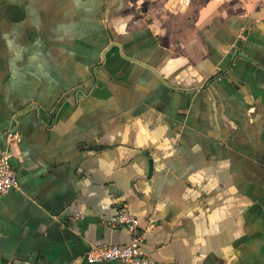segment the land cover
I'll use <instances>...</instances> for the list:
<instances>
[{
    "label": "crops",
    "instance_id": "0c3cea01",
    "mask_svg": "<svg viewBox=\"0 0 264 264\" xmlns=\"http://www.w3.org/2000/svg\"><path fill=\"white\" fill-rule=\"evenodd\" d=\"M2 156V261L264 264V0H0Z\"/></svg>",
    "mask_w": 264,
    "mask_h": 264
},
{
    "label": "built area",
    "instance_id": "2783aa9c",
    "mask_svg": "<svg viewBox=\"0 0 264 264\" xmlns=\"http://www.w3.org/2000/svg\"><path fill=\"white\" fill-rule=\"evenodd\" d=\"M10 141L20 139L18 132L10 131ZM19 186L17 170L8 156L0 157V195H4ZM109 223L127 227L133 234L130 241L120 244H109L87 256L89 263L117 261L119 264H166L150 255L144 248V233L140 230L139 218L128 208L122 207L110 217Z\"/></svg>",
    "mask_w": 264,
    "mask_h": 264
},
{
    "label": "water",
    "instance_id": "95a60500",
    "mask_svg": "<svg viewBox=\"0 0 264 264\" xmlns=\"http://www.w3.org/2000/svg\"><path fill=\"white\" fill-rule=\"evenodd\" d=\"M237 53H239V52H238V49L236 50L235 55H236ZM0 264H10V263H7V262L2 261V260L0 259Z\"/></svg>",
    "mask_w": 264,
    "mask_h": 264
}]
</instances>
